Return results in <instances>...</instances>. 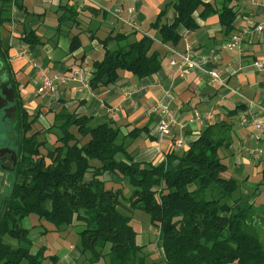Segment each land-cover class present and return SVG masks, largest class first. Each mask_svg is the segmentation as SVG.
I'll use <instances>...</instances> for the list:
<instances>
[{
	"label": "trees",
	"instance_id": "obj_1",
	"mask_svg": "<svg viewBox=\"0 0 264 264\" xmlns=\"http://www.w3.org/2000/svg\"><path fill=\"white\" fill-rule=\"evenodd\" d=\"M166 1L176 14L174 22L162 25V11L151 28L158 32L160 44L172 49L181 39V29L197 30L193 15L198 9H203L201 17L214 13L212 5L202 0ZM230 4L231 0H224L219 12L221 26L227 30L235 21ZM5 8L0 12V27L10 22ZM59 12L57 32L67 25L78 27L76 9L62 7ZM129 32L101 42L103 58L92 63L88 79L91 91L114 85L120 72L144 79L160 70L152 39L144 36L130 42L136 33ZM25 34L24 43L39 44L33 32ZM73 40L76 44L71 49H76L79 41ZM110 42L115 43L113 51L107 49ZM3 58L7 59L5 51ZM5 69L16 97L20 155L17 180L0 215V264H41L46 259L44 248L40 254L33 252L30 231L22 227L29 216L57 230L79 224L80 251L90 255L91 264H146L130 219L118 211L121 199L131 210L149 216L157 230L161 264H264V220L249 200L233 198L238 183L225 177L227 168L218 156L229 145L228 125H208L193 136L185 151H170L153 164L136 161L123 142L126 137L119 143L121 132L111 123L94 127L91 117L60 112L50 127L62 135L56 139L58 145L43 156V144L35 140L41 133L26 137L28 115L10 81V70ZM140 133L134 129L127 138L135 140ZM108 183H125L130 196L124 199L122 191L106 189ZM4 238L13 239L18 247L11 248ZM47 258L56 264V257Z\"/></svg>",
	"mask_w": 264,
	"mask_h": 264
},
{
	"label": "crops",
	"instance_id": "obj_2",
	"mask_svg": "<svg viewBox=\"0 0 264 264\" xmlns=\"http://www.w3.org/2000/svg\"><path fill=\"white\" fill-rule=\"evenodd\" d=\"M5 1H11V5H4ZM202 1L212 5L214 13L201 17L203 9L200 8L193 15L197 30H180L181 39L174 50L184 53L188 48L196 65L180 78L168 66L170 47L161 45L158 32L151 28L162 11L167 13L165 19L160 20L162 25L174 22L176 14L172 7L168 12L161 10L163 6L168 7L166 0H0V12L5 6L10 19L0 27V43L7 56V59L2 58L4 67L10 70V81L16 87L24 111L27 115L39 116L44 126H50L60 112L91 117L96 124L111 123L128 140L127 150L135 155L136 161L153 164L174 151V140L183 139L188 143L208 125L226 124L230 127L227 149L239 162L248 160L257 164L261 171L254 169L252 177L264 181V153L260 161H253L243 152L255 148L264 151V131L239 124V116L247 112L264 125V71L255 72L252 68L256 61L264 63V0H231L235 21L230 30L222 27L219 19L224 0ZM62 7L76 9L79 20L77 28L67 25L59 33ZM118 7H122L124 19H128L127 9L134 10L139 31L131 36L130 42L144 36L152 39L154 51L161 59L157 74L138 79L123 72L114 85L96 92L70 84L61 87L64 94L58 100L36 96L42 72L53 77L77 70L88 80L92 63L103 58L101 42L116 34L130 35V30L112 15ZM258 25L263 26V31L244 41L241 49L225 48L233 35L242 30H253ZM29 32H33L39 44L24 43V35ZM73 37L79 41L76 49H71L76 44ZM115 47L114 42L107 45L109 51ZM209 72L218 73L225 86L211 85ZM36 101L40 103L35 104ZM164 111L174 112L175 125L168 136L160 137L157 126L164 119ZM195 111L209 114L211 121L195 122ZM134 129L141 133L135 140H130L127 136ZM257 189L252 193L245 192L246 200L254 199L259 192Z\"/></svg>",
	"mask_w": 264,
	"mask_h": 264
},
{
	"label": "rangeland",
	"instance_id": "obj_3",
	"mask_svg": "<svg viewBox=\"0 0 264 264\" xmlns=\"http://www.w3.org/2000/svg\"><path fill=\"white\" fill-rule=\"evenodd\" d=\"M166 9V12H168L170 7L165 8L163 6L161 10ZM165 16H167V13L164 14V17L162 18L165 19ZM30 89L31 88L29 87L28 90ZM3 92V98L6 100V104L1 107L0 111V149H8L17 153L19 157L20 130L18 127L19 116L17 113V103L14 101L16 97L9 86L5 87V91L3 90ZM39 103L40 101L35 102V104ZM4 107L6 109H3ZM26 124L30 125V128L26 127L25 129V131L28 130V133L26 134L27 138H31L35 133H41L35 139L38 143L43 144L40 148L41 155H46L48 151L52 150L54 145H58L56 139L57 137H61V131L58 129H52V127L48 125L44 126L40 122L39 116L28 114ZM96 125L98 124L95 122L91 123V126L95 127ZM122 137L123 135H120L118 139L119 143L122 142ZM124 141H126V138H123V142ZM127 144L128 140L125 145ZM218 156L223 164L227 166L225 177L233 178L238 183L239 189L233 196L234 199L241 198L242 200H246L245 192L252 193L256 187L258 188L257 190H259V192L257 193V196L249 202L253 205L254 211L260 214L262 220H264V181L261 180L260 177H252L253 170L256 169L261 171V168L255 163H249L248 160L239 162L235 156L230 153V149L220 150ZM104 177L107 181L109 180L108 175ZM247 177L249 178V181L243 182ZM106 189L122 191V197L124 199H127L131 192L125 183H108ZM120 201L121 205L118 208V211L130 219L129 225L136 233V242L140 247H143L142 256L145 257V263L161 264L162 255L161 250L158 248L157 230L151 225L149 216L143 211L131 210L124 200L121 199ZM22 227L30 231L34 253L40 254L41 250L43 248L45 249L43 256L46 259H44L41 264H53L52 260L47 257H56V264H91L92 260L90 259V255L82 254L80 251V239L78 233L81 231V227L79 224L74 223L73 226L57 230L53 225L39 220L35 216H29L22 223ZM262 241H264V236H262ZM4 242L13 249L18 247L16 241L11 238H4ZM40 258L41 255H39V259Z\"/></svg>",
	"mask_w": 264,
	"mask_h": 264
},
{
	"label": "built area",
	"instance_id": "obj_4",
	"mask_svg": "<svg viewBox=\"0 0 264 264\" xmlns=\"http://www.w3.org/2000/svg\"><path fill=\"white\" fill-rule=\"evenodd\" d=\"M126 13L128 15V19L123 18V9L122 7H118L113 12V17L115 20L121 25L127 27L131 32L137 33L138 27L134 18V10L127 9ZM264 20V14L262 15ZM263 31V26L258 25L253 30H242L240 33L235 34L231 37L230 41L225 45V48L228 50L241 49V46L244 41L252 37L254 33H260ZM168 66L170 69L176 71L177 75L180 78L184 77L186 71L194 70L196 65L191 60L189 55V49L187 48L186 52L180 53L172 48L168 49ZM252 68L255 72L264 71V63L256 61L253 63ZM208 81L211 85H219L224 87L223 81L220 79L218 73L209 72L207 74ZM70 84H78L81 89H89L88 80L82 74V71L73 70L68 75L63 76H53L50 77L46 73L42 72L40 75V84L38 85L35 95L43 98H48L50 100H58L63 94L64 90L61 87L68 86ZM250 106L252 104L250 103ZM109 112H112L109 110ZM164 119L160 121L157 126V133L160 137L168 136L171 133L173 126L175 125L174 120V112L164 111ZM194 121L200 124L209 123L211 120V116L209 114H200L199 112H194ZM239 124L240 126H252L256 131L263 132L264 125L258 123L253 117H251L247 112L241 114L239 116ZM256 141H259L258 137H255ZM188 146V143L183 139H177L173 141L172 149L174 151H185ZM244 154L253 161H260L264 151L259 148H255L254 150L245 149Z\"/></svg>",
	"mask_w": 264,
	"mask_h": 264
},
{
	"label": "flooded vegetation",
	"instance_id": "obj_5",
	"mask_svg": "<svg viewBox=\"0 0 264 264\" xmlns=\"http://www.w3.org/2000/svg\"><path fill=\"white\" fill-rule=\"evenodd\" d=\"M2 57L3 50L0 48V111L1 107L6 104V100L3 98V90L5 91V87L9 86V79ZM18 165L19 157L17 153L8 149H0V215L2 214L4 200L17 180L16 170Z\"/></svg>",
	"mask_w": 264,
	"mask_h": 264
}]
</instances>
